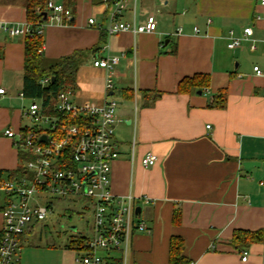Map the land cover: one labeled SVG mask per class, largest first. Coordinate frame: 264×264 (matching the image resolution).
<instances>
[{
	"label": "crops",
	"instance_id": "0c3cea01",
	"mask_svg": "<svg viewBox=\"0 0 264 264\" xmlns=\"http://www.w3.org/2000/svg\"><path fill=\"white\" fill-rule=\"evenodd\" d=\"M263 0H131L124 21L138 24L153 14L152 35L109 36L106 7L99 0H75L72 20L44 23L43 56L56 61L84 53L77 74L80 106L118 104L116 142L120 152L111 175L115 196H146L141 219L151 233L135 232L125 264H169L173 238L184 242L191 264H264V244L238 249L237 231H264V5ZM56 5L65 0H50ZM28 0H0V24L26 28ZM95 19L90 25L89 20ZM253 29L257 49L245 42L228 49L233 31ZM198 29V33L195 29ZM178 29L182 34L177 36ZM25 36L0 31V171L24 170L28 155L5 136L32 126L31 100L21 97L25 77ZM120 58L114 89L97 60ZM259 67L262 75L254 72ZM209 77L202 91L179 93L185 79ZM226 107L212 108L219 93ZM118 96V98H117ZM158 157L144 168L148 154ZM259 166L245 169L244 163ZM19 176V175H17ZM8 179L4 174L2 181ZM2 202L0 204V208ZM41 225V224H40ZM37 225V226H40ZM35 226L23 236L17 264H78L79 241L46 249ZM2 215L0 209V230ZM248 253L243 262V253ZM53 258H52V256ZM120 255L115 261H120Z\"/></svg>",
	"mask_w": 264,
	"mask_h": 264
},
{
	"label": "built area",
	"instance_id": "2783aa9c",
	"mask_svg": "<svg viewBox=\"0 0 264 264\" xmlns=\"http://www.w3.org/2000/svg\"><path fill=\"white\" fill-rule=\"evenodd\" d=\"M99 1L106 7L109 21L106 33L109 36L131 33L136 37L157 32L158 23L153 14L138 24L134 11L133 22L124 21L131 0ZM46 13L45 22L58 25L69 23L73 16L69 9L52 2L48 3ZM89 24L94 25L95 19L91 18ZM43 27L44 24L38 29L41 36ZM0 31L9 37L33 36L29 24L26 28L0 24ZM195 32L198 33L197 28ZM181 34L182 29H178L176 35ZM253 35L250 27L245 28L241 36L229 32L228 49L236 50L249 42L251 50L255 51L257 42ZM119 64L118 57L94 62V67L107 71V92L114 89ZM254 72L258 76L263 74L259 67H254ZM50 82V78H45L40 84L44 87ZM5 92L1 89L0 95ZM21 97L25 98L23 93ZM74 99V92L61 91L55 105L56 116L46 115L42 102L33 100L26 112L32 123L28 133L17 136L12 130L5 131V136L10 139L18 137L15 145L28 155V160L21 175L0 182V264H17L23 236L46 222L56 205L64 202L80 205L83 211H90L92 215L90 235L81 238L83 243L76 249L78 264H112L116 255H120L119 259L125 264L133 234L151 233L136 214V208L153 201L132 194L115 196L111 188L112 168L120 157L115 138L118 104L109 101L88 107L78 105ZM157 162L158 157L150 153L142 165L150 168ZM247 260L248 253L244 252L242 261Z\"/></svg>",
	"mask_w": 264,
	"mask_h": 264
},
{
	"label": "trees",
	"instance_id": "16d2710c",
	"mask_svg": "<svg viewBox=\"0 0 264 264\" xmlns=\"http://www.w3.org/2000/svg\"><path fill=\"white\" fill-rule=\"evenodd\" d=\"M50 0H28L27 20L31 26L33 36L25 39V77L23 94L31 101H41L44 113L49 116H56L55 105L57 96L61 91L77 90V74L81 67L84 53L76 52L71 56L61 58L56 61H47L43 56L44 37L39 35L38 29L45 23L44 14L47 12V5ZM63 6L66 9H73L75 0H65ZM50 78L51 82L47 86H42L40 82ZM52 78L55 81L52 82ZM209 85V77L198 75L190 79H185L179 86V93H186L193 90L202 91L203 87ZM226 93L221 92L215 97L211 104L212 108L223 109L226 107ZM28 133V129L23 134ZM23 173L22 167L16 172L0 171V182L4 174L8 179H13ZM234 245L238 249L247 248L252 244H264V231L248 232L237 231L234 234ZM83 241L79 242L82 245ZM184 242L180 238H173L169 249V264H191L184 256ZM112 264H121L114 261Z\"/></svg>",
	"mask_w": 264,
	"mask_h": 264
},
{
	"label": "rangeland",
	"instance_id": "374dc122",
	"mask_svg": "<svg viewBox=\"0 0 264 264\" xmlns=\"http://www.w3.org/2000/svg\"><path fill=\"white\" fill-rule=\"evenodd\" d=\"M91 224V212L83 211L80 205L73 202L57 204L47 221L36 228L38 232H41L40 228L44 226L43 234L38 240L39 247L46 249L48 246L55 245L56 248L65 249L64 247L69 245V240L79 241L81 238L88 237ZM74 227L76 230H73Z\"/></svg>",
	"mask_w": 264,
	"mask_h": 264
},
{
	"label": "water",
	"instance_id": "95a60500",
	"mask_svg": "<svg viewBox=\"0 0 264 264\" xmlns=\"http://www.w3.org/2000/svg\"><path fill=\"white\" fill-rule=\"evenodd\" d=\"M46 20H47V13L44 14V21H46ZM54 81H55V78H52V82H54ZM43 139H44V141H46V137H43ZM243 166H244L245 169L248 170L250 168L259 166V164L258 163H255V162H246V163H244ZM136 214L139 217H141V208L140 207L136 208ZM73 230H76V228L74 227Z\"/></svg>",
	"mask_w": 264,
	"mask_h": 264
}]
</instances>
